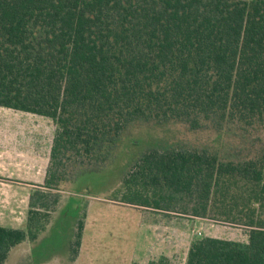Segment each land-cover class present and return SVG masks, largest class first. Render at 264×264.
Masks as SVG:
<instances>
[{
	"label": "trees",
	"instance_id": "1",
	"mask_svg": "<svg viewBox=\"0 0 264 264\" xmlns=\"http://www.w3.org/2000/svg\"><path fill=\"white\" fill-rule=\"evenodd\" d=\"M0 107L56 127L25 227L0 226V264L46 231L64 179L146 127L215 133L219 147L149 149L121 202L247 231L246 243L194 240L186 264H264V0H0Z\"/></svg>",
	"mask_w": 264,
	"mask_h": 264
},
{
	"label": "rangeland",
	"instance_id": "2",
	"mask_svg": "<svg viewBox=\"0 0 264 264\" xmlns=\"http://www.w3.org/2000/svg\"><path fill=\"white\" fill-rule=\"evenodd\" d=\"M55 136L56 127L50 119L0 107V203L8 207L21 206L19 211L26 219L30 202L24 198L30 190L26 185L41 189L39 187L49 178L50 150ZM259 137L262 143L255 148L261 150L264 149V131ZM174 138L186 141L190 147H219L213 144L215 133H194L182 127H146L133 133L112 152V159L105 166L80 173L74 179H64L58 188L60 204L56 212L49 215L46 231L36 242L16 247L6 264H149L173 254L172 264H185L187 248L193 240L210 237L246 243L247 231L240 226L182 218L121 202L126 193L123 182L135 163L151 148L169 147V140ZM15 151L18 158L6 159ZM13 189L22 199L8 195L14 194ZM148 195L152 200L151 192ZM84 212L81 245L72 261L75 228ZM8 221L15 227L20 225V222ZM191 221H195L196 226H192Z\"/></svg>",
	"mask_w": 264,
	"mask_h": 264
},
{
	"label": "crops",
	"instance_id": "3",
	"mask_svg": "<svg viewBox=\"0 0 264 264\" xmlns=\"http://www.w3.org/2000/svg\"><path fill=\"white\" fill-rule=\"evenodd\" d=\"M52 148V147H51ZM50 152H51V150H50ZM12 157H14V159H16V158H18L19 157V155H18V153H17V151H15L14 153H12L11 155H7L6 156V159H11ZM18 160V159H17ZM12 169H13V167H12ZM1 180V179H0ZM14 181V180H13ZM12 181V182H13ZM15 183H17V184H21L19 181H16ZM23 184V183H22ZM0 185H1V183H0ZM26 185V184H25ZM26 186H28L29 188H30V190H29V192H27L26 194H27V197H24L25 199H27L28 201L30 200V197H31V195H32V191L33 190H35V188H38V186H36V185H26ZM39 188H41V186L39 187ZM1 190V189H0ZM15 190H18L17 188H15ZM11 192H12V190H11ZM13 192H14V194L12 193V194H8L9 196H11L12 197V199H13V197H14V199H22V197H17L18 196V191H14V189H13ZM3 196V195H2ZM5 198V197H4ZM1 199H3V197L1 198ZM19 199V200H20ZM23 202H25V201H23ZM21 206H17V207H13V206H10V207H8V206H5V205H3V204H1L0 203V226H3V227H10V228H24L25 227V225H26V221H27V219L24 217V213L23 212H20L19 211V209H21L20 208ZM24 209V208H23ZM22 210V209H21ZM17 216H21V218H19V217H17ZM12 220V221H17V222H20L19 224L20 225H18V227H15V226H13L12 224H10V223H8L9 221L8 220ZM178 219V218H177ZM182 220H184V219H182ZM193 222V223H192ZM24 223V224H23ZM190 223H192V226H196V222L195 221H191ZM192 241V240H191ZM194 241V240H193ZM192 241V242H193ZM192 242H190V244H189V248H187V250L189 251V249H190V246H191V244H192ZM172 251H174V249L172 250ZM187 255H188V252H187V254H186V258H187ZM173 256H174V254H173ZM173 256H170L169 258H175V257H173ZM33 258L31 257V260H32ZM185 264H186V259H185Z\"/></svg>",
	"mask_w": 264,
	"mask_h": 264
},
{
	"label": "flooded vegetation",
	"instance_id": "4",
	"mask_svg": "<svg viewBox=\"0 0 264 264\" xmlns=\"http://www.w3.org/2000/svg\"><path fill=\"white\" fill-rule=\"evenodd\" d=\"M126 179V178H125ZM131 179V178H130ZM140 179V178H139Z\"/></svg>",
	"mask_w": 264,
	"mask_h": 264
}]
</instances>
